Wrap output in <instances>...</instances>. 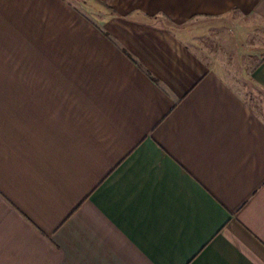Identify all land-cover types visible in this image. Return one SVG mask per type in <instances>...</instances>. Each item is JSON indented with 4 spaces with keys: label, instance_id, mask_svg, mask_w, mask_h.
I'll return each instance as SVG.
<instances>
[{
    "label": "crops",
    "instance_id": "crops-1",
    "mask_svg": "<svg viewBox=\"0 0 264 264\" xmlns=\"http://www.w3.org/2000/svg\"><path fill=\"white\" fill-rule=\"evenodd\" d=\"M98 1L0 0V264H264V54L242 93L173 31L264 0Z\"/></svg>",
    "mask_w": 264,
    "mask_h": 264
},
{
    "label": "rangeland",
    "instance_id": "rangeland-1",
    "mask_svg": "<svg viewBox=\"0 0 264 264\" xmlns=\"http://www.w3.org/2000/svg\"><path fill=\"white\" fill-rule=\"evenodd\" d=\"M66 1L94 23L111 14L92 0ZM131 19L137 20V12ZM163 24L173 27L166 21ZM173 31L224 81L239 91L240 84L245 82L243 72H249L264 54V25L239 12H229L215 18L195 17L185 26H174ZM251 99L255 113L264 118L263 97L256 95Z\"/></svg>",
    "mask_w": 264,
    "mask_h": 264
},
{
    "label": "trees",
    "instance_id": "trees-1",
    "mask_svg": "<svg viewBox=\"0 0 264 264\" xmlns=\"http://www.w3.org/2000/svg\"><path fill=\"white\" fill-rule=\"evenodd\" d=\"M92 1H94V2L97 3V4H99L101 7H103V8L106 9L107 11H111V9H110L108 6H106L105 4L99 2L98 0H92Z\"/></svg>",
    "mask_w": 264,
    "mask_h": 264
}]
</instances>
